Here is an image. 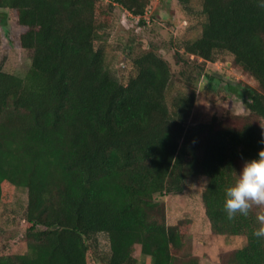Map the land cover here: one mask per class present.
<instances>
[{"label":"trees","instance_id":"16d2710c","mask_svg":"<svg viewBox=\"0 0 264 264\" xmlns=\"http://www.w3.org/2000/svg\"><path fill=\"white\" fill-rule=\"evenodd\" d=\"M176 1L189 10L192 0ZM201 2V33L182 42L188 59L178 62L192 61L200 76L198 59L232 56L258 86L225 78L219 85L248 94L257 123H192L197 86L181 70L188 90L169 102L173 72L153 45L131 59L125 82L114 77L102 45L114 11L143 24L151 0H0V9L16 12L31 57L25 77L0 68V206L5 184L28 192V250L1 255L0 264H91L100 236L110 250L102 264H138L137 246L152 264H199L184 252L182 224L168 225L158 200L197 177L207 178L202 201L212 232L246 238L226 262L264 264V238L253 235L258 215L249 208L229 219L223 208L225 188L264 147V9L256 0Z\"/></svg>","mask_w":264,"mask_h":264},{"label":"rangeland","instance_id":"374dc122","mask_svg":"<svg viewBox=\"0 0 264 264\" xmlns=\"http://www.w3.org/2000/svg\"><path fill=\"white\" fill-rule=\"evenodd\" d=\"M189 7L186 10L176 0H151V10L145 15L146 23L143 24L139 18L116 7L112 27L102 43L106 63L114 77L125 82L131 71V59L153 45L169 61L173 72L168 91L169 102L175 95L188 90L186 80L179 75L181 70L185 69L186 76L194 80L197 99L190 119L192 123L214 122L217 127L238 128L247 121L259 122L246 106L248 94H231L219 85V79L225 78L254 88L258 86L251 76L233 64L232 56L224 54L215 63H205L198 59L205 70L200 76L197 66L191 64L192 61L178 62L180 55L188 59L181 48L182 42L199 37L205 22L201 14V0H192ZM30 66V54L21 47L19 41L16 12L0 9V68L25 77ZM209 77L215 79L209 80ZM206 184L205 177L192 178L186 182L182 194L161 196L158 200L165 204L167 224H182L186 236L184 252L188 257L197 258L199 264H228V256L244 247L246 238L219 236L212 232L202 201ZM27 205L28 192L25 188L4 185V199L0 206V256L27 252ZM250 209L258 217L264 215V205L252 204ZM99 243L96 256H91V264H102L103 258L110 253L105 236L99 237ZM134 256L138 264H152L150 257L141 254L139 246L135 248Z\"/></svg>","mask_w":264,"mask_h":264},{"label":"clouds","instance_id":"9594fccd","mask_svg":"<svg viewBox=\"0 0 264 264\" xmlns=\"http://www.w3.org/2000/svg\"><path fill=\"white\" fill-rule=\"evenodd\" d=\"M264 9V0H256ZM264 145V132L259 141ZM252 204L264 205V147H261L255 158L247 159L238 173L234 183L224 190L223 208L229 219L237 214L248 215ZM261 226L254 230L253 235L264 238V215L258 217Z\"/></svg>","mask_w":264,"mask_h":264}]
</instances>
